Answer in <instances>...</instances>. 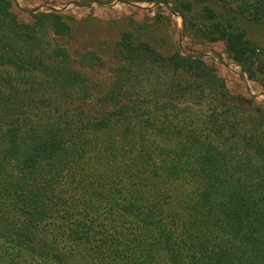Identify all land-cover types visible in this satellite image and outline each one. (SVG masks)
I'll list each match as a JSON object with an SVG mask.
<instances>
[{
    "label": "trees",
    "instance_id": "obj_1",
    "mask_svg": "<svg viewBox=\"0 0 264 264\" xmlns=\"http://www.w3.org/2000/svg\"><path fill=\"white\" fill-rule=\"evenodd\" d=\"M132 1L172 6L264 86L240 26L264 0ZM70 31L0 0V264H264V110L131 31L102 85L56 41Z\"/></svg>",
    "mask_w": 264,
    "mask_h": 264
},
{
    "label": "rangeland",
    "instance_id": "obj_2",
    "mask_svg": "<svg viewBox=\"0 0 264 264\" xmlns=\"http://www.w3.org/2000/svg\"><path fill=\"white\" fill-rule=\"evenodd\" d=\"M21 23H32L35 15L58 13L71 26L68 35L55 38L86 67L102 85H110L119 65L118 43L123 32L155 44L164 54L180 52L202 58L217 70L234 98L246 100L251 108L264 110V86L249 78L226 51L223 42L211 43L186 33L183 19L172 6L132 0H9ZM166 18L162 22L158 16ZM240 26L261 49L264 61V23L242 20Z\"/></svg>",
    "mask_w": 264,
    "mask_h": 264
}]
</instances>
